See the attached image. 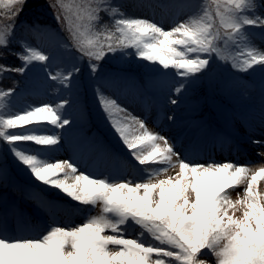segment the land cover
Here are the masks:
<instances>
[{
    "label": "snow or ice",
    "instance_id": "6c2138e0",
    "mask_svg": "<svg viewBox=\"0 0 264 264\" xmlns=\"http://www.w3.org/2000/svg\"><path fill=\"white\" fill-rule=\"evenodd\" d=\"M2 3L4 0H0ZM24 3L25 0L6 2L9 12L5 31H0V58L10 52L8 44L15 34L16 19ZM106 3L107 0H95L94 6L90 3L86 7L88 19L99 25L101 12L118 11L105 7ZM229 3L231 7L227 12L218 8L215 14L220 17V25L229 30L225 34L227 39L245 41L247 26H264V16L255 11L257 7L264 8V3L258 5L255 0H229ZM49 7L58 20L66 19L55 0H49ZM213 25L214 17L207 11L202 16L197 14L178 22L168 30L148 19L120 18L114 21V29L102 25L95 33L94 47L81 44L79 50L88 57V67L95 76L100 62L110 53L130 55L126 49L134 47L138 59L175 71L180 83L174 87V93L179 95L209 69L212 54L218 51L215 41L221 34ZM105 31L109 35L104 36ZM88 43L92 44L91 41ZM26 52L20 56L25 67L0 65V74L6 71L23 73L33 61L50 59L49 55L31 47L26 48ZM189 53L195 54L194 58H188ZM247 55L248 59L240 65L233 64V68L246 72L264 66V50L250 46ZM79 72L80 68L73 66L66 74L61 72L53 76L49 73V78L68 87ZM96 91L109 123L140 165H157L155 172L166 174L170 167H175V157L179 171L175 176L169 175L155 182L150 177L143 183H110L106 179L80 174L69 183L67 179H59L58 174L64 173L67 177L70 171L76 172L73 162L48 163L38 155L20 149V144L27 142L44 149L51 148L57 145L58 136L7 131L30 123L39 126L41 122H48L61 128L70 124L69 119L57 115L69 103L67 99L55 107L43 104L26 109L22 114L0 115V139L7 143L16 161L35 180L59 189L83 204L102 202L104 213L113 216L111 219L108 215L94 216L82 226L71 229L55 227L40 238H10L0 231V264H207L204 257L213 254L217 264H264V202H261L264 196L258 199L255 190L257 177L264 178V166L254 171L247 165L233 162L191 163L180 156L168 137L150 131L143 120L130 115L128 119L138 124L142 133L129 138L126 127L111 119L112 110H127L117 100L104 96L99 88ZM14 92V88L0 90V98L10 97ZM169 102L176 104L177 100L170 99ZM253 143L264 147V139ZM138 144L150 150L137 148ZM245 182L244 194L233 201L230 191ZM238 205L244 207L242 217L235 216ZM129 219L145 229L159 245L126 238L121 226ZM106 229L113 230L114 234L102 235ZM109 245L120 250L110 253Z\"/></svg>",
    "mask_w": 264,
    "mask_h": 264
},
{
    "label": "rangeland",
    "instance_id": "374dc122",
    "mask_svg": "<svg viewBox=\"0 0 264 264\" xmlns=\"http://www.w3.org/2000/svg\"><path fill=\"white\" fill-rule=\"evenodd\" d=\"M114 2L115 8L118 9L114 12V21L120 18L148 19L166 30L197 14L202 16L206 11L204 0H114ZM255 2L259 5L264 3V0ZM255 11L257 15L264 16V8L257 7ZM21 25L25 55L26 48L31 47L49 55L50 59L46 62L33 61L28 65L25 70L26 83L15 89L12 96L0 98V115L7 117L11 114H22L32 107L43 104H52L55 107L65 99L69 101L57 115L69 119L70 124L61 128L58 125L41 122L35 130H31L33 123L24 129L16 128L17 133L31 131L27 134L59 137L57 145L47 148L43 154L38 155L48 163L69 161L75 164L76 172L71 173L69 170L70 174L67 177L64 173H59V179H67L72 183L76 175L85 174L93 179H106L110 183L127 181L143 183L150 177L155 182L169 175L175 176L179 171L175 157H173L175 167H170L166 174H157L155 172L157 165H140L133 158L109 123V118L97 97V88L104 96L117 100V103L127 110L126 112L112 110L111 119L126 127L129 138L142 133L138 124L128 119L130 115L143 120L150 131L168 137L177 152L187 155L186 158L180 156L191 163L207 165L233 162L247 165L254 171L264 166V155H260L264 153V147L253 143L255 140L264 139V66L246 72L228 65L219 69L222 74L220 80L222 89L228 94L226 97L235 103L237 111L233 107H226V114L222 113L220 107L215 113L212 110L214 119L222 122L228 120L224 125L232 134L226 135L225 131L224 134L215 132L213 137L207 132L206 118L199 119L200 117L195 116L197 112L194 108L198 104L188 97L191 93L189 86L179 95L174 93V87L180 83L174 70H164L158 63H150L160 72L159 79H151L154 92L146 91L143 84L133 76L114 73L107 69H102L95 76L88 71H80L69 86L64 87L59 80L50 79L49 73L53 76L61 72L66 74L73 66H78L70 58L65 39L55 29L40 25L38 22L29 23L23 20L17 28ZM246 36L245 41L226 38L224 50H218L226 54L232 65H240L248 59L250 46L264 50V26H247ZM194 56L195 54H188V58ZM120 57L127 63L132 60L131 54L123 52L120 53ZM224 63L221 60V64ZM170 99H176L177 103H170ZM84 120L89 128L79 130L78 134L66 133L67 128L81 125ZM24 145L27 146L29 154L37 155L34 144ZM142 147L146 148L145 145H137V148ZM35 181L32 186L22 187L0 173V196L8 195L6 200L0 203V231H3L4 235L10 238H40L52 228L79 227L94 216L108 215L110 219L113 218L112 214L104 213L102 202L83 204L59 189ZM246 184L247 182L230 191L229 195L233 201L239 200L244 194ZM255 190L258 199L264 196V178L257 177ZM6 202L12 204L7 211L3 205ZM237 207L239 210L235 211V216L242 217L244 207L240 205ZM134 223L129 219L121 226L126 238H138L145 243L159 245L145 229ZM113 234V230L110 229L102 233ZM108 250L114 253L120 249L109 245ZM204 258L207 264H217L214 254Z\"/></svg>",
    "mask_w": 264,
    "mask_h": 264
},
{
    "label": "trees",
    "instance_id": "16d2710c",
    "mask_svg": "<svg viewBox=\"0 0 264 264\" xmlns=\"http://www.w3.org/2000/svg\"><path fill=\"white\" fill-rule=\"evenodd\" d=\"M6 2L7 0H4V3L0 4V31H5L4 25L7 22L9 8L6 6ZM55 2L59 5L60 13L66 17V19H57V14L49 7V0H25L23 10L16 19L15 34L8 44L10 52H6V54L0 58V65H4L5 67L10 66L12 68L24 67V61L20 58V56L25 55L22 44L23 26L21 25L19 28H17V26L23 20H27L29 23L38 22L40 25L55 29L62 38L65 39V45H68L70 58L77 63L80 71L85 70L91 73L88 67L89 59L87 56L82 55V52L79 50L80 46L83 44L85 47H94L97 39L95 33L100 31L102 25H109L114 29V12H101V23L97 25L88 19V13L86 11V7L90 3L94 6L95 0H55ZM204 2L206 11L214 17V29L218 28L221 34V38L215 41L217 49L224 50L223 44L226 42L225 34L229 30L220 25V17L215 14L218 8L221 12H227L231 7L229 0H204ZM105 7L115 8L114 0H107ZM103 35L107 36L109 33L105 31ZM89 41H91L92 44H89ZM126 50L131 53V61L127 63L120 57V53L122 52H117L115 54L110 53L100 62L101 67L97 73L101 72L102 69H107L109 71H114V73L127 74L138 79L140 83L143 84L146 91L154 92L155 89L152 86L153 83L151 79H159V70L155 69L149 62L138 59L134 47H128ZM212 57L209 69L205 70L204 73L199 75L198 79L190 84L189 90L191 93L188 94V97L197 102L198 106L194 108L197 112L195 116L200 117L199 119L206 118V123L208 125L207 132L209 134L214 137L213 134L215 132L224 134L223 132L225 131L226 135L232 136L224 125L228 120L226 119L222 122L219 119H214L212 110L215 113L216 109L220 107L223 111L222 113L226 114V107H233L237 111L235 103L232 102L230 98L226 97L228 94L222 89L220 81L222 80V74L219 70L222 69L224 65H228L229 67H233V65L222 51L214 52ZM221 60L225 63L221 64ZM125 63H127L126 66ZM26 81L27 75L25 71L23 73L12 71L3 72L0 74V90L9 88L18 89L22 87ZM28 125L20 126L19 128L24 129L28 127ZM36 126L37 125L33 123L31 130L37 129ZM16 128L8 129L7 131L12 134H27L31 132L26 131L17 133ZM83 128H89L85 120L81 125L67 128L66 133L68 135L71 133L78 134L79 130ZM234 136L236 137L237 135ZM27 143L33 144L31 142ZM35 146L37 155L43 154L47 149L39 145ZM26 148L27 146H25L24 143L20 144L21 150H27ZM18 164L19 162L16 161L15 157L12 155L10 147L3 139H0V173L10 178L11 181L20 184L22 187L35 184L36 181L31 173L28 172L23 165ZM7 196L8 195H1L0 203L5 201ZM3 205H5L6 211L12 207V204L9 202ZM134 224L136 226L138 225L136 223Z\"/></svg>",
    "mask_w": 264,
    "mask_h": 264
},
{
    "label": "bare ground",
    "instance_id": "6f19581e",
    "mask_svg": "<svg viewBox=\"0 0 264 264\" xmlns=\"http://www.w3.org/2000/svg\"><path fill=\"white\" fill-rule=\"evenodd\" d=\"M182 157H184V158H186L187 157V155L186 154H184V153H181L180 154Z\"/></svg>",
    "mask_w": 264,
    "mask_h": 264
}]
</instances>
